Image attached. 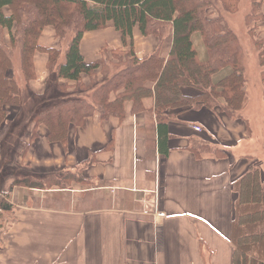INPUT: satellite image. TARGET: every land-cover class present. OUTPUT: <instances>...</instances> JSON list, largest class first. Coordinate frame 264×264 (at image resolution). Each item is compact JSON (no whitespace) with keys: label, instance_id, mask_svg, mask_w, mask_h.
Returning <instances> with one entry per match:
<instances>
[{"label":"crops","instance_id":"1","mask_svg":"<svg viewBox=\"0 0 264 264\" xmlns=\"http://www.w3.org/2000/svg\"><path fill=\"white\" fill-rule=\"evenodd\" d=\"M4 14H10L8 8ZM171 36L169 32L164 39L163 57L169 53ZM3 40L11 48L6 29ZM194 40L202 58L201 40ZM38 44L65 48L50 26L42 30ZM158 46L155 36L133 28L138 58ZM102 49H129L112 22L81 37L79 50L86 63L99 59ZM46 63L47 55L35 52V77L26 84L32 96L42 97L52 80L56 87L66 84L67 93H78L73 81L52 77ZM81 80L90 84L86 74ZM182 92L199 94L190 87ZM19 106H9L0 125V160L4 140L22 114ZM144 107L131 113L128 104L122 119L87 117L82 125L68 127L65 143L49 142L43 124L33 130L32 116L25 122L13 147L16 151L23 139L25 145L22 152L10 155L9 163L36 176L69 171L84 179L45 189L15 185L8 190L20 174L11 173L0 182V196L6 194L11 205L2 213L9 218L0 230V264H232L234 202L243 199L241 186L257 165L243 144L248 127L219 108L169 110L165 151H160L153 99L146 98ZM32 131L36 135L30 138ZM202 144L219 153L196 156Z\"/></svg>","mask_w":264,"mask_h":264},{"label":"trees","instance_id":"2","mask_svg":"<svg viewBox=\"0 0 264 264\" xmlns=\"http://www.w3.org/2000/svg\"><path fill=\"white\" fill-rule=\"evenodd\" d=\"M221 1L229 9H234L237 2ZM263 2L251 0V9L246 16L247 23H252L249 31L254 36H257V25L264 22ZM214 6L212 0H0V125L6 120L7 108L20 105L10 56L16 42L19 43L21 71L26 84L35 77L34 54L42 52L47 55L50 75L73 81L76 91L91 90L88 97L52 103L31 117L33 130L39 124L46 126L49 142L65 143L68 127L82 125L87 117L122 119L128 104L131 113L141 112L145 109L146 98L153 99L160 151H165L166 125L172 118L169 110L180 113L190 108H219L229 118L239 117L246 101L240 62L242 50L220 15L213 16L210 8ZM4 8L9 9V15L4 14ZM108 22L120 32L124 43L128 40L129 49H112L110 52L102 49L99 59L86 63L79 50L83 33L104 28ZM47 26L53 29L60 45L64 44L66 36L69 37L63 50L38 44L41 32ZM135 26L143 36L153 35L158 39V48L143 58H138L133 49ZM5 29L11 48L3 40ZM169 32L172 33L169 53L163 57L160 50ZM195 35L201 40L202 58L198 56ZM254 43L264 66V35L255 37ZM82 74L90 78L89 85L82 82ZM261 78L264 82V69ZM66 87V84L57 86L61 91H66ZM183 87L194 88L199 94L184 95ZM35 135L32 131L30 138ZM199 147V152L195 150L198 157L202 152L216 151L207 144ZM83 179L79 173L69 171L60 175L27 174L16 177L8 190L15 185L63 188L68 182ZM257 181L258 176L246 178L243 190L249 198L243 200L240 197L234 202L232 264H264V195L258 193ZM239 190L240 183L236 191ZM10 208L5 194L0 202V216Z\"/></svg>","mask_w":264,"mask_h":264},{"label":"rangeland","instance_id":"3","mask_svg":"<svg viewBox=\"0 0 264 264\" xmlns=\"http://www.w3.org/2000/svg\"><path fill=\"white\" fill-rule=\"evenodd\" d=\"M251 0H237L233 5V8L229 9L224 6L221 0H212L215 4L212 10L213 16H218L223 19L227 27L235 34L240 46H241V56L240 62L243 67V76L245 79V89H246V101L245 105L240 112V116L234 120L243 121L248 127V141L244 142V148L246 153L253 154L256 159L252 167L247 180L254 176H258V193L264 195V82L261 78V71L264 69V66L259 61V50L254 43L255 37H262L264 35V22H260L256 27V35H251L249 25L247 22V14L251 9ZM232 5V1H231ZM264 9V2L262 5ZM195 37L200 41L198 35ZM68 36L65 37L64 45H66V40ZM200 43V42H199ZM16 42V47L10 53L12 66L15 70L16 85L17 91L20 97V110L22 111L23 118L19 126L15 130V138L11 136L7 142L3 145L2 148V157L0 160V182L4 183L9 179L10 174H20L27 175L32 174L30 170L24 169L22 167L13 166L12 161H10V155L14 153L15 147L14 144L18 140L19 135L23 130L25 122L33 116L38 110L58 101L65 100L67 98H81L88 97L89 91H78V93H67L66 91L59 90L55 84L54 80L50 82L46 88L45 94L40 98H35L30 93L26 82L24 79V73L21 71V61L18 52V45ZM62 54H60V59ZM16 68V69H15ZM54 77V75H52ZM53 79V78H52ZM10 132V131H9ZM25 133H23V136ZM28 136V135H27ZM20 145H17V153L22 152V149L25 145L24 139L20 141ZM15 151V153H16ZM12 164V165H9ZM19 176V177H20ZM40 176V175H39ZM245 183V182H244ZM71 182H68L67 185H71ZM263 187L261 192V188ZM241 188H243L241 186ZM244 189V188H243ZM243 200L247 197L243 192H241ZM1 195V194H0ZM3 196L5 194H2ZM249 195V193H248ZM3 197L0 196V202ZM9 218L6 214H1L0 216V230L3 227L4 222Z\"/></svg>","mask_w":264,"mask_h":264},{"label":"bare ground","instance_id":"4","mask_svg":"<svg viewBox=\"0 0 264 264\" xmlns=\"http://www.w3.org/2000/svg\"><path fill=\"white\" fill-rule=\"evenodd\" d=\"M22 118H23V114H21L20 116H18V118L16 119L13 127L11 128V130L8 133L7 137L5 138L4 142H6L11 136H13L15 138V130H16V127L20 125Z\"/></svg>","mask_w":264,"mask_h":264},{"label":"built area","instance_id":"5","mask_svg":"<svg viewBox=\"0 0 264 264\" xmlns=\"http://www.w3.org/2000/svg\"><path fill=\"white\" fill-rule=\"evenodd\" d=\"M193 128H194V130H196V131H200V130H201L200 127H198V126H194ZM159 215H162V213H159Z\"/></svg>","mask_w":264,"mask_h":264}]
</instances>
